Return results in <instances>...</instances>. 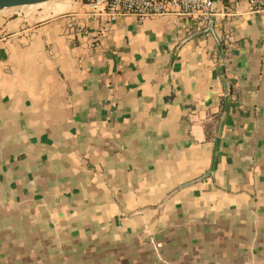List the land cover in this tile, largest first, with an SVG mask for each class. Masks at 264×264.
Returning a JSON list of instances; mask_svg holds the SVG:
<instances>
[{
  "label": "crops",
  "instance_id": "0c3cea01",
  "mask_svg": "<svg viewBox=\"0 0 264 264\" xmlns=\"http://www.w3.org/2000/svg\"><path fill=\"white\" fill-rule=\"evenodd\" d=\"M87 2L0 14V264H264V13Z\"/></svg>",
  "mask_w": 264,
  "mask_h": 264
},
{
  "label": "built area",
  "instance_id": "2783aa9c",
  "mask_svg": "<svg viewBox=\"0 0 264 264\" xmlns=\"http://www.w3.org/2000/svg\"><path fill=\"white\" fill-rule=\"evenodd\" d=\"M251 12L264 13V0H246ZM92 13L104 15L108 23L133 16L139 21L162 15L170 6L178 15L193 17L201 25L212 17V0H88Z\"/></svg>",
  "mask_w": 264,
  "mask_h": 264
},
{
  "label": "water",
  "instance_id": "95a60500",
  "mask_svg": "<svg viewBox=\"0 0 264 264\" xmlns=\"http://www.w3.org/2000/svg\"><path fill=\"white\" fill-rule=\"evenodd\" d=\"M63 0H0V13L4 11H12V10H21L30 7L42 6L50 3H56ZM212 14L214 11V0H212ZM211 18L209 19L207 29L201 34L211 33ZM230 103V95L229 93L225 94V104L226 106Z\"/></svg>",
  "mask_w": 264,
  "mask_h": 264
},
{
  "label": "rangeland",
  "instance_id": "374dc122",
  "mask_svg": "<svg viewBox=\"0 0 264 264\" xmlns=\"http://www.w3.org/2000/svg\"><path fill=\"white\" fill-rule=\"evenodd\" d=\"M12 11H18V10H12ZM9 12H11V11H4V12H2L0 14H6V13H9Z\"/></svg>",
  "mask_w": 264,
  "mask_h": 264
}]
</instances>
